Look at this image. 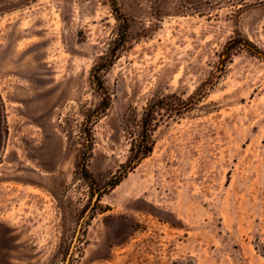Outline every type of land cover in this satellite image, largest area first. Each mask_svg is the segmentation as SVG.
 <instances>
[{"label":"rangeland","instance_id":"374dc122","mask_svg":"<svg viewBox=\"0 0 264 264\" xmlns=\"http://www.w3.org/2000/svg\"><path fill=\"white\" fill-rule=\"evenodd\" d=\"M116 3L0 0V264H264V0Z\"/></svg>","mask_w":264,"mask_h":264},{"label":"trees","instance_id":"16d2710c","mask_svg":"<svg viewBox=\"0 0 264 264\" xmlns=\"http://www.w3.org/2000/svg\"><path fill=\"white\" fill-rule=\"evenodd\" d=\"M112 5L114 10L116 11L117 15H116V19L119 22V24H123L124 26L123 31L121 36H124L126 33V28H127V24L125 23V19L122 16V14L120 13V11L118 10L117 7V3L116 0H112ZM121 43V39L118 40ZM122 44V43H121ZM112 61V56H108L107 58H103V63L101 65H97L96 67L93 68L91 76L93 81L95 82L97 89L100 90L103 94H105V88L103 86L102 83V75H101V71L103 70V68H106L109 66V63ZM107 101V97H105V101L104 103ZM103 110L105 108H102ZM101 112H98L96 114H93L92 117V121L95 122L96 119L98 118V115H100ZM151 118L148 117V115L145 116V118L143 119V127H142V140L140 141V143L138 145H134L133 148L131 149V151L135 152L134 156L136 157L137 161H140L141 159L145 158L146 156H148L151 151V136H152V126H151ZM89 125L86 128V149L87 152H89L91 150V140H90V132L91 129H88ZM135 150V151H134Z\"/></svg>","mask_w":264,"mask_h":264}]
</instances>
